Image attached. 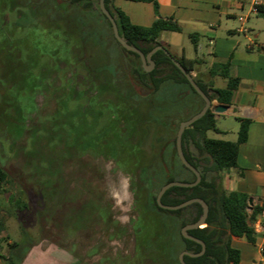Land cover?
<instances>
[{"label":"rangeland","instance_id":"1","mask_svg":"<svg viewBox=\"0 0 264 264\" xmlns=\"http://www.w3.org/2000/svg\"><path fill=\"white\" fill-rule=\"evenodd\" d=\"M85 2L0 0V165L7 172L6 181L0 186V264L7 262L9 244L21 241L24 234L28 240H24L23 246L30 245L25 264H177L182 249L178 245L180 226L153 207L154 187L149 195L143 191L135 205L129 175L116 167L113 160L89 158L84 154L78 157L63 154L60 161L66 164L63 167L66 174L62 184L55 173L56 154L61 147L48 141L46 120L68 93L67 78L78 81L85 77L83 64L88 55L112 63L133 88L143 92L133 75L141 61L114 40L112 28L101 16L98 3ZM53 6L59 13L76 10L81 14L86 27L91 28V38L72 17L66 19L68 24L54 26L48 33L46 26L53 25L57 16ZM101 39L104 45L96 42ZM67 40L72 43L73 51L68 49ZM180 41L191 46L187 38L181 40L175 33L172 45ZM48 56L59 68L55 65V72L46 81H50L51 87L44 91L41 77L46 74V65L54 63ZM77 57L80 59L76 64L82 65L74 72L76 75H70L72 69L62 61ZM169 89L165 99L174 98L177 91L175 86ZM110 97L107 92L101 95V99ZM194 97L199 104V97ZM165 102L163 99L162 103ZM191 107L183 99L162 116L165 122L151 123L146 133L144 127H139L138 136L129 139L132 144H138L139 157L147 160L152 154L160 157L173 153L178 124L191 113ZM143 117L141 114L139 118L142 122ZM108 118L109 113L101 124L107 123ZM215 125L222 131L208 130V137L236 140L237 123L232 117L223 115ZM79 165L83 166L80 173L87 182L97 185L104 193L105 222H88L78 227L66 221L68 211L84 195L61 197L58 190L62 186L70 192L78 188L70 177L81 175Z\"/></svg>","mask_w":264,"mask_h":264},{"label":"trees","instance_id":"2","mask_svg":"<svg viewBox=\"0 0 264 264\" xmlns=\"http://www.w3.org/2000/svg\"><path fill=\"white\" fill-rule=\"evenodd\" d=\"M79 1L82 0H69L72 4ZM85 1L87 4L93 1L98 3V0ZM109 1L104 0V4L114 17L121 37L145 54L155 45L160 44L158 37L161 31L178 29L177 23L172 18H164L158 14L157 0H140L149 1L153 4L156 18L150 26L130 23L122 11L110 9ZM53 7L55 8V6ZM99 12L111 27L109 20L100 9ZM54 13L57 14L54 20L55 23L46 26L48 33L54 26L68 24V18L72 17L74 20H78L80 30H86V35L91 38V28H88L89 26L86 27V20L76 10L59 13L57 8H55ZM258 13L264 17V8L259 6ZM65 27L68 28L67 26ZM112 37L117 42L113 32ZM189 37L193 39L195 34H189ZM96 42L101 45L105 43L103 39ZM66 43L68 49L73 51L72 43L69 40ZM122 49L126 50L123 47ZM126 51L139 58L137 53L130 50ZM48 58L51 57L48 56ZM80 58L83 57L80 56ZM151 58L154 61V67L150 71H144L142 65L134 68L133 75L137 77V82L140 84L138 85L141 86V89L143 88L141 93L132 87L126 76L120 70L114 68L115 66L112 63L107 60L92 58L91 54L85 58L83 64L86 69L85 77L78 81L70 77L67 78L68 93L46 120L48 141L52 145L61 147L59 153L56 154L54 170L59 175V184H62V178L66 174L63 167L66 164L62 163L60 159L65 153L72 157L84 154L89 158L113 160L116 167L129 175L135 205L139 203L143 191H146L147 195H149L148 192L154 187L156 192L151 196L153 207L179 223L178 245H182L180 252L183 250L198 252L201 247L200 244L185 238L181 234L180 229L183 225L197 220L202 213L201 205L198 202H192L178 209H164L155 200L160 186L171 180L190 182L194 180V174L181 163L176 150H173V153L169 156L162 155L158 157L152 154L147 160L144 159V156H141V158L143 157V162L139 163L141 158L138 153L141 150H137V143L132 144L129 140L133 135L138 136L137 133L141 127H144L143 131L146 133L149 128L148 125H151V123L160 124L163 121V117L170 111V107L180 101L182 102L183 99H187L190 102L192 111L181 120L197 112L203 105L200 95L161 49L156 50L151 55ZM79 59L78 57L72 60L71 58L63 59L62 64L70 68V70L72 69L69 71L70 75L72 73L75 74L76 69L81 67L82 64H76ZM177 60L188 72L192 69V63L196 61L188 60L186 62L182 58ZM53 62V65H46V74L41 77V90L48 91L51 87L50 81H46L51 73L55 72L53 69H55L56 62L54 60ZM58 65H56L57 68H59ZM227 67L228 63L214 64L211 67V73L218 69L219 74L226 78V85L222 88H214L212 92H210L206 84L192 76L210 100L215 99L223 104L230 102L233 90L237 87L239 81L237 77L228 75ZM172 86L177 88L174 98L171 99L167 96L165 99L164 95L170 91L169 88ZM184 88L185 91H181ZM104 92H107L111 97L101 99V95ZM85 94L88 97L84 102L83 96ZM194 96L199 97V104H197ZM163 99L166 100L165 103H162ZM71 100L74 101L73 105L70 104ZM107 113H109V120H107V123L101 124ZM141 114L144 115V122L139 119ZM139 123L143 126H139ZM247 125L248 122L246 120H239L235 141L208 137L206 135L208 130L216 132L220 130L215 125L214 113L207 109L200 118L186 126L182 132L183 154L187 161L200 171L201 179L194 186H170L162 194L161 202L173 205L188 198L200 197L208 205V213L203 226L187 230L190 235L201 239L205 243V251L199 256L184 254L182 256L184 263L237 264L239 250L231 246L230 235L244 236L247 240L254 241L255 229L253 223L258 214L264 210V202L262 204H252L249 207V195L247 193L237 190L226 191L221 188L217 180L219 172L237 165L238 146L247 138ZM191 146L196 150H192ZM71 148L72 150H70ZM82 167L79 165V173L82 171ZM91 173L94 174L95 172L92 170ZM6 178L7 172L0 165V186L6 181ZM70 178L77 184L79 189L74 188L70 192L66 186H62L58 190L59 195L61 197L67 194H74L73 196L75 197L84 195V199L78 202L76 207H72L68 211L66 221L78 227L84 226L88 222H105L107 210L104 206L103 191L98 189L97 185L93 186L88 183L84 174ZM24 240H28L26 234L22 236L21 241L9 244L6 264H21L30 248L29 244L23 246ZM176 261L177 264H183L178 257Z\"/></svg>","mask_w":264,"mask_h":264},{"label":"crops","instance_id":"3","mask_svg":"<svg viewBox=\"0 0 264 264\" xmlns=\"http://www.w3.org/2000/svg\"><path fill=\"white\" fill-rule=\"evenodd\" d=\"M158 14L177 23L174 31L163 30L160 44L176 59L196 60L189 71L212 92L226 85V78L214 64L228 63L227 73L238 78V85L225 112L214 113L248 122L247 138L238 146L237 165L219 172L218 182L226 191L245 192L253 204L264 202V17L258 7L264 0H157ZM110 9L122 11L132 24L150 26L156 18L153 4L140 0H110ZM178 33L187 38L172 45ZM189 34H195L191 39ZM212 104L220 103L215 99ZM218 128V127H217ZM218 130L222 131L220 128ZM263 218V219H262ZM264 221V210L253 223L254 241L244 236L230 235L231 246L239 250L237 264H264V229L257 227ZM26 257L21 264L26 263Z\"/></svg>","mask_w":264,"mask_h":264},{"label":"water","instance_id":"4","mask_svg":"<svg viewBox=\"0 0 264 264\" xmlns=\"http://www.w3.org/2000/svg\"><path fill=\"white\" fill-rule=\"evenodd\" d=\"M98 6L100 11L106 16V18L109 20L110 24H111V28H112V32L113 35L115 37V39L117 40V42L126 50H130L133 51L135 53L138 54L140 61H141V65L144 71L148 72L150 71L153 67H154V61L151 58V55L158 49H161L170 59L171 61L178 67V69L183 73V75L186 77V79L188 80V82L191 84V86L194 88V90L200 95V97L203 100V105L201 106V108L193 113L191 116H189L188 118L181 120L178 124V128L176 131V136H175V149H176V153L178 158L180 159L181 163L187 167L195 176L194 180L190 181V182H186V181H181V180H171L166 182L165 184H163L162 186H160V188L158 189L157 193H156V203L164 208V209H178L181 208L187 204H190L192 202H198L201 207H202V213L201 215L197 218V220H195L194 222L191 223H187L185 225H183L180 229L181 234L188 239L194 240L195 242L200 244V250L198 252H189L186 250H183L179 253V260L180 262H182L183 264H193V263H184L182 260V256L184 254H187L189 256H199L202 255L205 251V243L193 236L190 235L187 230L191 229V228H196V227H201L203 226L207 213H208V205L207 203L200 197H192V198H188L178 204H163L161 202V196L164 193V191L169 188L170 186H184V187H189V186H194L196 184L199 183L200 179H201V174L200 171L194 167L191 163H189L187 161V159L185 158L184 154H183V150H182V132L184 130V128L188 125H190L192 122H194L195 120H197L198 118H200L207 109H209L210 111H212L213 113L216 114H220L225 112L227 105L223 104V103H217V104H212L211 100L209 99V97L203 92V90L198 86V84L195 82V80L193 79V77L191 76V74L186 71V69L183 67V65L176 59L174 58L168 50H166L161 44L155 45L151 50H149L146 54L143 53L139 48H137L136 46H133L129 43H127L119 34V29L117 26V23L114 19V17L111 15V13L108 11V9L105 7L104 4V0H98ZM253 204L252 202V198L248 197V206L251 207Z\"/></svg>","mask_w":264,"mask_h":264},{"label":"built area","instance_id":"5","mask_svg":"<svg viewBox=\"0 0 264 264\" xmlns=\"http://www.w3.org/2000/svg\"><path fill=\"white\" fill-rule=\"evenodd\" d=\"M257 227L260 229H264V221L262 223L258 224Z\"/></svg>","mask_w":264,"mask_h":264}]
</instances>
